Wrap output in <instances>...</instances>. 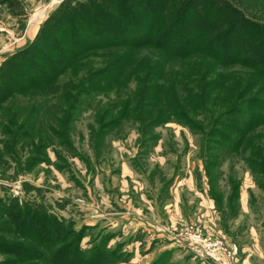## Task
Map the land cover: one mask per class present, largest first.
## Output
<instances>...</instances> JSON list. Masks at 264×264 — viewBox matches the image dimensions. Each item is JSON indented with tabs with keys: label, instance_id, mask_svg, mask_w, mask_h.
I'll return each mask as SVG.
<instances>
[{
	"label": "rangeland",
	"instance_id": "rangeland-1",
	"mask_svg": "<svg viewBox=\"0 0 264 264\" xmlns=\"http://www.w3.org/2000/svg\"><path fill=\"white\" fill-rule=\"evenodd\" d=\"M62 1L0 0V66L29 47ZM243 7L249 18L264 23V0H246ZM40 50L52 56L34 44L26 54L37 67L41 64L32 56ZM108 53L93 51L79 61L100 67ZM133 53L135 63L156 54L148 47ZM205 70H216L212 80L218 73L222 81L246 73L233 65L215 68L196 54L183 65L174 63L171 72L191 77ZM22 73L29 75L26 67ZM72 74L68 69L61 75L57 87L28 89L0 102V250L10 244L34 245L30 237L17 236L11 220L28 209L77 233L80 251L104 248L111 259L107 264H154L158 259L160 264H264V190L239 156H220L214 138L208 140L213 150L204 149V134L217 125L199 130L201 115L191 117V129L174 121L138 129L128 120L98 129L93 117L107 99L79 98L62 107L56 100ZM257 130L264 132V127ZM206 160L214 165L207 174ZM228 182L238 185L231 202ZM197 235L200 242H193ZM203 240L224 249L223 257L207 251ZM16 260L0 252V264Z\"/></svg>",
	"mask_w": 264,
	"mask_h": 264
},
{
	"label": "trees",
	"instance_id": "trees-1",
	"mask_svg": "<svg viewBox=\"0 0 264 264\" xmlns=\"http://www.w3.org/2000/svg\"><path fill=\"white\" fill-rule=\"evenodd\" d=\"M245 1L63 0L41 24L29 47L11 55L0 66V102L28 89L57 87L59 77L70 69L71 79L61 86L56 98L61 107L79 98L104 97L108 102L93 117L98 129L104 130L125 120L135 122L138 129L171 121L189 127L193 126L191 117L202 115L199 130L218 127L204 134V149L213 150L208 140L214 138L220 156H239L254 182L260 180L256 186L264 190V132H257V128L264 127V23L244 13ZM55 37L60 39L56 41ZM33 44L44 46L52 55L49 58L41 50L33 55L40 67L26 56ZM145 47L156 54L139 57L142 60L135 63L133 51ZM119 48L126 51H113ZM101 50L110 53L100 67L89 65L88 60L79 61ZM194 54L208 58L215 68L233 65L244 68L246 73H233L222 81L218 73L217 80H212L216 70L191 77L171 72L174 63L183 65ZM24 67L29 75L22 73ZM109 94L114 95L112 100ZM62 124L58 122V126ZM218 156L214 155V159ZM204 164L207 174L214 165L212 160ZM212 182L209 177L210 186ZM228 183L231 202L237 199L238 185ZM33 212L24 209L17 218L11 217L16 222L12 225L17 236L30 237L34 242L10 244L0 250L18 258L11 264H21L20 260L24 264L110 262L104 248L80 251L77 233L71 234L59 221ZM69 234L72 244L67 245ZM160 263L158 259L154 264Z\"/></svg>",
	"mask_w": 264,
	"mask_h": 264
},
{
	"label": "built area",
	"instance_id": "built-area-1",
	"mask_svg": "<svg viewBox=\"0 0 264 264\" xmlns=\"http://www.w3.org/2000/svg\"><path fill=\"white\" fill-rule=\"evenodd\" d=\"M193 242H200L199 236H193L192 237ZM203 247L210 252H214V254H220L223 256V253H221L220 251H223L224 249H222L220 246H218L217 244L211 243L210 241L207 240H203Z\"/></svg>",
	"mask_w": 264,
	"mask_h": 264
},
{
	"label": "crops",
	"instance_id": "crops-1",
	"mask_svg": "<svg viewBox=\"0 0 264 264\" xmlns=\"http://www.w3.org/2000/svg\"><path fill=\"white\" fill-rule=\"evenodd\" d=\"M172 231H173V230H172ZM142 241H143V240H142ZM133 242H134V243H137V240H133ZM166 242H168V240H167ZM221 257H223V256H221Z\"/></svg>",
	"mask_w": 264,
	"mask_h": 264
}]
</instances>
